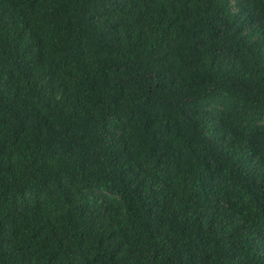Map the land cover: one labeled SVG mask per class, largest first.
<instances>
[{"label":"trees","instance_id":"1","mask_svg":"<svg viewBox=\"0 0 264 264\" xmlns=\"http://www.w3.org/2000/svg\"><path fill=\"white\" fill-rule=\"evenodd\" d=\"M0 264H264V0H0Z\"/></svg>","mask_w":264,"mask_h":264}]
</instances>
